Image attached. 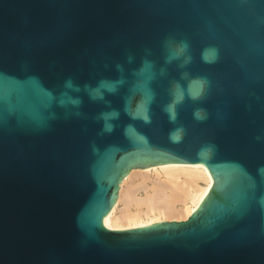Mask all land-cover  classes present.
<instances>
[{
	"label": "water",
	"instance_id": "1",
	"mask_svg": "<svg viewBox=\"0 0 264 264\" xmlns=\"http://www.w3.org/2000/svg\"><path fill=\"white\" fill-rule=\"evenodd\" d=\"M166 165L208 172L191 215L107 228ZM262 168L264 0H0V264H264Z\"/></svg>",
	"mask_w": 264,
	"mask_h": 264
},
{
	"label": "bare ground",
	"instance_id": "2",
	"mask_svg": "<svg viewBox=\"0 0 264 264\" xmlns=\"http://www.w3.org/2000/svg\"><path fill=\"white\" fill-rule=\"evenodd\" d=\"M210 187L211 178L201 165L134 170L121 184L117 204L104 224L121 230L167 221L166 218L186 220Z\"/></svg>",
	"mask_w": 264,
	"mask_h": 264
},
{
	"label": "clouds",
	"instance_id": "3",
	"mask_svg": "<svg viewBox=\"0 0 264 264\" xmlns=\"http://www.w3.org/2000/svg\"><path fill=\"white\" fill-rule=\"evenodd\" d=\"M169 53L167 56V61L170 63L173 60H181L183 59L184 63H188L190 61V57L186 55L188 45L184 42L172 44L169 43L168 45ZM118 82H110L106 80H101L98 85L95 88H89V95L93 99H103L104 93L107 92H113L115 91V84ZM65 87L68 89H71L73 91L79 92L80 88L78 86H75L71 80L67 81L65 84ZM64 96L67 97V100L61 99L60 103L63 105L64 103H70L73 106H78L80 103V100L78 98H73L68 93H64ZM174 104H170L168 106V111L173 113L174 118V112H173ZM117 116L116 112H109V113H102L101 118L105 120V128L106 130H111V125L107 123V121L111 118H114ZM197 117L200 118L199 113H197ZM147 119V118H146ZM261 173H264V168L260 169ZM260 203L264 205V196L260 198Z\"/></svg>",
	"mask_w": 264,
	"mask_h": 264
},
{
	"label": "rangeland",
	"instance_id": "4",
	"mask_svg": "<svg viewBox=\"0 0 264 264\" xmlns=\"http://www.w3.org/2000/svg\"><path fill=\"white\" fill-rule=\"evenodd\" d=\"M167 221H172V220H176V221H180V220H185L184 218H166Z\"/></svg>",
	"mask_w": 264,
	"mask_h": 264
}]
</instances>
